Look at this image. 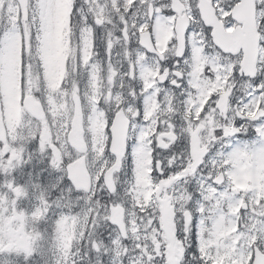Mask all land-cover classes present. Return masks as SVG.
<instances>
[{
    "label": "snow or ice",
    "instance_id": "obj_1",
    "mask_svg": "<svg viewBox=\"0 0 264 264\" xmlns=\"http://www.w3.org/2000/svg\"><path fill=\"white\" fill-rule=\"evenodd\" d=\"M0 264H264V0H0Z\"/></svg>",
    "mask_w": 264,
    "mask_h": 264
}]
</instances>
